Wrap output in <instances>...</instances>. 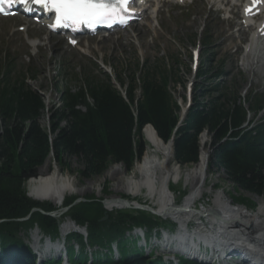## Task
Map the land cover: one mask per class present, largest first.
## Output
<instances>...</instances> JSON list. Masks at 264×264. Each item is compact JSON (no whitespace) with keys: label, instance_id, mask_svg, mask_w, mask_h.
Returning <instances> with one entry per match:
<instances>
[{"label":"trees","instance_id":"16d2710c","mask_svg":"<svg viewBox=\"0 0 264 264\" xmlns=\"http://www.w3.org/2000/svg\"><path fill=\"white\" fill-rule=\"evenodd\" d=\"M212 63L206 56L202 63L205 66L199 67L191 105L181 123V108L170 92L171 84H175L172 71L162 66L139 67L136 63L128 76L124 97L106 75L102 80L89 76L82 80L75 74L73 80L81 79L82 85L73 92L68 86L60 92L58 104L47 111L46 128L40 123L46 114L43 98L27 85L24 76L12 77L10 69H5L0 78V264H33L30 251L16 236L18 232L25 234L36 227L46 238L59 237L60 219L32 212L37 209L51 213L55 208L31 200L24 189V183L38 176V169L50 156L61 169L67 166L64 159H74L81 167L78 175L87 180L101 177L112 165L130 172L145 149V126L152 127L164 144L173 138V163L180 166L197 163L199 136L206 132L211 150L207 171L210 168L224 174L238 191L264 197V122L251 130L241 129L245 108L238 93L220 81L221 69ZM114 75L123 87L116 70ZM247 103L253 113L264 109L261 95L248 96ZM76 199L65 198L63 206ZM84 200L62 217L86 228V243L77 234L67 238L71 241L67 248L70 264H86V248H98L91 253L92 264H163L145 258L123 237L132 228H141L148 238L166 228L164 222L133 210L112 216L103 209L102 199L91 195ZM233 200L240 205L246 202ZM104 215L107 220L100 222ZM27 217L26 221H18ZM113 243L119 261L108 255ZM74 245L79 252H74ZM8 249L12 257L6 256ZM177 264L198 263L180 259Z\"/></svg>","mask_w":264,"mask_h":264},{"label":"rangeland","instance_id":"374dc122","mask_svg":"<svg viewBox=\"0 0 264 264\" xmlns=\"http://www.w3.org/2000/svg\"><path fill=\"white\" fill-rule=\"evenodd\" d=\"M209 1L212 2V0ZM208 8L209 5L206 3V0H198L193 4L191 8L192 12L188 14V16L184 17L186 18V20L183 19L181 21H178L177 19H175L168 22L166 19H163L162 29H154L152 30V33L148 35H145L144 32L139 31L135 27H133L128 31L130 34L127 38L105 42H99L100 40L98 39L87 40L83 41L80 48L78 49L69 48L65 45L64 42L57 43L59 37H56L52 40V45L48 47L46 51L42 49L41 53L40 51H38L39 53H37L36 55H34L33 53V56L29 58L28 62L26 61L27 50L23 42V35L18 33L11 35L12 31L15 29V23L4 22L0 24V69H2L3 67L4 57L5 60H10L11 67H13L12 71H14L16 74H24L27 77V85L32 90L38 92V94L43 98V103L46 107V114L43 115L40 122L43 128H46L48 124L47 110H50L54 105L58 104L59 94L64 89V87L69 86L73 91H75L78 86L82 85L80 81L81 79L83 80L84 77H99V75L97 76L96 69L90 62H95L99 66L98 68L102 71H104V69H102L101 67L105 68L106 70L114 69L117 71V73L121 76L122 81L124 82V86L120 87L115 82V79H111V83L119 90V92L125 91L126 84L129 79L128 76L132 70H135L133 65L136 61L140 63L143 61V63H145V61L147 60V64L151 65L148 67H159L163 62L164 68L170 72L172 71V74H174L173 79H175V84H171L170 92L174 100L177 102L178 106L183 107L184 102H182V97H185L186 95L185 89L194 82V74L190 68L189 50L197 48L199 43L194 46V43L197 40H202V42L208 43L210 45L208 49H203L202 45L198 46L201 59L200 62L203 63L204 58L208 54L214 56L213 63L216 62L215 64H213L214 68L219 67V64L221 62L222 72L224 74L230 73L226 78L223 77V80L225 81L226 86L230 87L238 93V96L243 95V93L248 95L250 91H258L261 93V95H264V66L254 65L252 67H248L247 70H244L241 67L239 69L237 67V72L236 65L234 64L235 57L233 52L238 49V44L239 46H243V44L248 39V35H246L243 40H237L235 37H232V35L236 36L235 34H233L236 30L235 26H232L227 22H223L224 16L219 14L218 12H211L212 14H209L208 20H204ZM233 23H236V19L233 21ZM240 35L243 36L244 33ZM173 61L177 64H174ZM60 63L65 64L66 76H63L64 73L62 70H60ZM202 66L204 67L205 64H202ZM214 68L213 70H216ZM240 70L243 72H241ZM75 72L81 74L79 76V78L81 79L77 80V82L72 78L73 73ZM31 76H33L34 80H31ZM99 79L102 80L103 77H99ZM220 80H222V78ZM230 81L232 83L229 84ZM251 93L252 95L254 94L253 92ZM136 96L138 97V92H136ZM248 105L249 104L246 103L245 107H248ZM263 112L264 110L260 112V114H257L258 117L255 116L251 122H256L259 119H262ZM248 126L249 125H246V127ZM202 135H206L205 139H207V143L205 146V150L209 153L211 151L210 137L206 134V132H203L199 136V139ZM142 141L145 148L146 142L144 141L143 137ZM64 161L67 166H65L64 169H61L57 164L52 162V156H50L45 165L41 167L44 169L42 170L40 168L37 174L40 176L47 175V173L49 174V172L52 171L53 168H56L58 169V171H60L61 175L73 180L75 186L78 189L84 190L87 185L92 184V188L90 187V189L84 190L79 195L74 194L65 196L67 198L76 197L79 199H85L86 197L92 195L97 199H103L104 201H106L112 196H117L122 197V199H126L130 202L131 200H134L136 203L142 205L152 204L151 200L147 201L142 196L134 199L122 193L116 194L113 192V187L117 183L119 178L131 173V171L126 172L125 169L120 165L109 166L106 172H112L114 167H119L122 171V174L114 172L111 179H105L103 180V182H101L106 172L102 174L101 177H92L88 180L83 179L78 175V171L81 169V167L74 159H64ZM180 167L188 168L192 167V165ZM207 174L208 175L206 177L205 183L206 185H204L202 191L204 192L203 196L198 202L193 205V208L195 210H207L211 205V201L214 195L218 193L223 194V192L226 194L225 200L227 199L226 201L228 202V204L231 203L232 206H242L247 211H250L252 209L253 211L251 213H255L258 202L260 201V199H264V197L258 198L250 194L238 191L229 181L226 180V177L222 173H214V171L209 168ZM26 182L24 183V189L27 193ZM168 188L172 192L175 205H180L185 195H187L189 192V187H186V185H184L182 182L178 183L177 185L170 183ZM234 198L243 199L246 202L243 205H240L238 203H235V201L233 200ZM47 203L53 205L50 202ZM249 203L254 205L253 208L249 206ZM205 204L207 206H205L203 209V205ZM58 208H63V206H60ZM126 210L127 209H113L111 211H106L112 216H116L119 212H123ZM68 211L64 213V216L68 213ZM150 215L157 219V217H155L153 214ZM158 219L167 225V229L171 230L172 225L169 224L170 221L164 220L167 218H164L163 220H161L160 218ZM67 221L71 222L72 220H68V217H65V219H60V224L62 225ZM194 223H199V221L193 219V224ZM35 229L37 228L34 227L27 236L26 233L24 234L21 232H18L16 236L22 243L27 244L26 240L31 241V239H33L36 234H39L36 233ZM84 230L86 229L84 228ZM131 231L129 233L128 231H126L123 238L126 239L129 244H132L131 247L134 248L133 241H135L136 236H133L134 232ZM69 232L72 233V231ZM211 236L213 235L211 234ZM153 237L154 236L151 234L149 238L150 244L147 245V247L143 249V251L142 249L136 248V244L135 248L137 249V251L143 254L144 252H146L145 256H147L146 254H149L150 260H155L161 256L166 261L165 264H168L171 255L164 254V249H166L164 247V244L162 246V248L164 249H160V247L158 246L159 240L155 242L156 240ZM145 239L147 240V238ZM28 243L29 245H32L31 242ZM76 246L77 245H74L73 247L75 253L79 252L77 251L78 248ZM97 250L98 248H86V251L89 255L91 253L94 254V252H97ZM112 252H115V250H112ZM109 253L110 254L108 255H111L112 257L111 251ZM114 255L117 258L119 254L117 255L115 252L113 256ZM92 256L91 259L93 260ZM87 257L88 263L90 258L89 256ZM165 258H167V260ZM178 261H176L175 259L173 260L174 264H176V262L178 263ZM240 262L241 261H237L238 264H241ZM237 263L232 262L231 264Z\"/></svg>","mask_w":264,"mask_h":264},{"label":"bare ground","instance_id":"6f19581e","mask_svg":"<svg viewBox=\"0 0 264 264\" xmlns=\"http://www.w3.org/2000/svg\"><path fill=\"white\" fill-rule=\"evenodd\" d=\"M241 1L243 2V0H227L226 5L229 3L237 5ZM224 3L225 0L212 1L214 6L219 7L224 6ZM248 24L246 29H252L250 21ZM260 25L261 22L258 24L257 29L251 32L250 41L246 43V55L244 58L246 63H249L248 56L254 58L261 54L264 55V43L254 38L255 31L261 32L262 30L258 29ZM244 31H240V34H243ZM30 45L35 48L37 43L33 41ZM205 136L202 135L199 139L200 147L197 163L192 165V167L181 168L177 164L172 163L173 149L171 142L164 144L156 136L152 127L145 126L142 130V137L146 142L144 152L140 160L133 166L131 173L119 178L113 187V192L116 194L122 193L134 199L142 196L147 201L151 200L152 204H145L143 206H148L162 219L167 218L177 221L180 229L176 233L177 239L175 240L184 243L186 248L190 249V254L195 257H200V255L195 253L192 250V246L189 245L188 239H190V234L185 232V225L190 218H194L197 221L200 220L199 218H203L205 221H201V223L207 226L206 232H197L192 234V236L203 240L206 245L214 247L211 248V251L213 253L217 251L218 254L215 255V259L218 264H221L219 261L221 255L223 257L228 255L227 253L219 255L221 251L236 249L234 247L232 249L228 248L229 246L236 245V243L242 246L241 252L245 255L243 257L245 260L248 259L253 264H264V199H260L258 202L255 213L248 212L242 206L233 205L229 207L227 199L225 200L226 194L224 192L223 194L218 193L214 195L211 205L207 210L200 211L193 208V205L203 196L204 192L202 191L204 185H206V177L208 175L207 163L209 153L205 150L207 143ZM41 169L43 170L44 168ZM114 172L122 174L119 167H114L112 172H106L101 182L105 179H111ZM180 182L189 187V192L185 195L180 205H175L171 199V191L168 186L170 183L177 185ZM91 185H87L84 190L90 189ZM26 188L28 198L37 201L41 200L42 202L47 201L55 205V207L62 206L65 196L79 195L84 191L78 189L73 180L61 175L60 171L56 168H53L47 175H38L36 178L29 179L26 182ZM127 202L131 206L142 205L136 203L134 200H131V203L126 199H122V197L112 196L105 201V209L107 211L124 209ZM60 231L64 234L68 231H76V228L70 221H67L60 226ZM36 233L38 232L36 231ZM56 242L48 238H38L37 234L33 237V246L39 251L40 261L50 258L56 253L54 250L57 247V245L55 246ZM61 243H64V241ZM141 246L143 249L147 247L144 243ZM76 247L79 249L78 246ZM164 247L167 248L169 246L165 243ZM173 249L171 251L175 252V248ZM58 254L63 256V248L60 249ZM90 255L88 254L89 257ZM207 255L209 256V254ZM211 258L213 260L214 257L212 256ZM238 261L245 262L244 259ZM226 263L231 264L232 261L228 260Z\"/></svg>","mask_w":264,"mask_h":264},{"label":"snow or ice","instance_id":"6c2138e0","mask_svg":"<svg viewBox=\"0 0 264 264\" xmlns=\"http://www.w3.org/2000/svg\"><path fill=\"white\" fill-rule=\"evenodd\" d=\"M16 3H23L25 6L32 3L54 10L57 25L62 27H68L70 23H86L91 27L94 23L114 18L123 21L125 14L130 15V0H0V13H4L5 5L11 7Z\"/></svg>","mask_w":264,"mask_h":264},{"label":"water","instance_id":"95a60500","mask_svg":"<svg viewBox=\"0 0 264 264\" xmlns=\"http://www.w3.org/2000/svg\"><path fill=\"white\" fill-rule=\"evenodd\" d=\"M169 142H171V145L173 146V138L169 141ZM39 170V169H38ZM26 196L28 197V195H27V193H26ZM65 198H67V197H65ZM64 198V199H65ZM31 200H33V201H35V202H38V203H44V202H42L41 200H34V199H31ZM118 201V200H117ZM63 202H64V200H63ZM63 202H62V204H63ZM85 202V200L84 199H79V198H77L75 201H73V203H71V205H69V206H67V207H63V208H58L57 206V210L56 211H54V212H52V213H43L42 211H40V210H37V209H33L32 210V212H36V211H38V212H40L41 214H43V215H45V216H50V217H57V216H59V215H61V214H63V213H66V211H68L69 209H71L73 206H75L76 204H78V203H84ZM118 202H121V201H118ZM101 204L103 205V208L105 209V201L102 199V201H101ZM51 205V204H50ZM53 206V205H52ZM124 209H127V210H137V211H145V212H148V213H150V214H153V215H156L148 206H143V205H139V206H131L130 205V203H126L125 204V206H124ZM105 211H106V209H105ZM107 212V211H106ZM28 219V217L27 218H25V219H20V220H18V221H26ZM107 220V216L106 215H104V217L100 220V222H104V221H106Z\"/></svg>","mask_w":264,"mask_h":264}]
</instances>
